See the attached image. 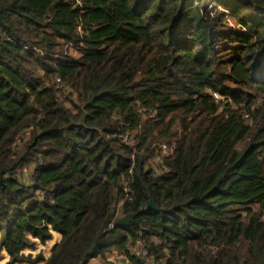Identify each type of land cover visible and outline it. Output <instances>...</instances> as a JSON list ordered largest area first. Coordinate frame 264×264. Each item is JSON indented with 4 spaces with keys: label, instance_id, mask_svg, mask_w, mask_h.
Returning <instances> with one entry per match:
<instances>
[{
    "label": "trees",
    "instance_id": "16d2710c",
    "mask_svg": "<svg viewBox=\"0 0 264 264\" xmlns=\"http://www.w3.org/2000/svg\"><path fill=\"white\" fill-rule=\"evenodd\" d=\"M51 230L45 264H264V0H0L8 264Z\"/></svg>",
    "mask_w": 264,
    "mask_h": 264
},
{
    "label": "built area",
    "instance_id": "2783aa9c",
    "mask_svg": "<svg viewBox=\"0 0 264 264\" xmlns=\"http://www.w3.org/2000/svg\"><path fill=\"white\" fill-rule=\"evenodd\" d=\"M56 86L58 88L61 87L58 79L56 80ZM212 97L216 103L222 104L221 108L224 107V104L230 102L229 99H226V97L219 96V94H217V93H212ZM142 111H144V109H142ZM150 117H152V115H150ZM244 118L248 119L249 116L247 114H245ZM31 129H32V127L26 128V130L23 131L22 134H20L16 138L14 145L20 146L22 144V142L24 140H26V138L30 134ZM121 139H122V142L124 144H126L128 147L131 148L132 153H135V149L137 147V142H134L128 133H124L121 136ZM175 148H176L175 142H170V143L163 142L158 146L155 157L150 161V163L152 164L150 167L151 176H154V175L161 173L160 171H165V172L167 171L166 166L161 164V159L162 158H168L172 154V152L174 151ZM129 173H131V171H129ZM123 192L127 196L128 188L126 185L123 187ZM127 198H128V196H127ZM132 253L133 254L136 253V254H138L139 257L145 258V260H146L145 264H159L154 260V258H152L150 256L149 250L144 245V241L142 239V233L141 232L138 233V237L135 240L134 250L132 251ZM118 255L120 258L125 259V256H123L122 254H118Z\"/></svg>",
    "mask_w": 264,
    "mask_h": 264
},
{
    "label": "crops",
    "instance_id": "0c3cea01",
    "mask_svg": "<svg viewBox=\"0 0 264 264\" xmlns=\"http://www.w3.org/2000/svg\"><path fill=\"white\" fill-rule=\"evenodd\" d=\"M52 239H53L54 242H52L51 244L48 243L50 240H48L45 244H41L37 239H32L34 241V243H35V246H34V248L32 250H35V248H36V250H35V254H32V253L30 254L31 257L35 258L37 255L41 254L42 257H43V260L40 261V262H43V264H45L46 260L50 256L51 247L54 244L60 242V240L62 239V235L60 233L58 234V233H55V232L52 231L51 232V240ZM44 247L48 248V252H49L48 256H45V252H44V249H43ZM4 254H5V256H4ZM107 260L115 262L116 264H129V262L126 261V259L120 258L118 253H116V252H112L111 254H109L108 257H107ZM8 261H9V256L7 255L5 250H0V264H8ZM16 264H30V263H16ZM87 264H101V260L98 259V258H94V259H91Z\"/></svg>",
    "mask_w": 264,
    "mask_h": 264
},
{
    "label": "water",
    "instance_id": "95a60500",
    "mask_svg": "<svg viewBox=\"0 0 264 264\" xmlns=\"http://www.w3.org/2000/svg\"><path fill=\"white\" fill-rule=\"evenodd\" d=\"M149 209L157 210V211L159 210L157 208V206L152 201H150L146 206V210H149ZM135 216H136V214H127V215L123 216L122 218H119L113 224V228H123V227L129 226ZM133 255L135 256V258L138 261L145 264V262H146L145 258L139 257L138 254H136V253H134Z\"/></svg>",
    "mask_w": 264,
    "mask_h": 264
},
{
    "label": "rangeland",
    "instance_id": "374dc122",
    "mask_svg": "<svg viewBox=\"0 0 264 264\" xmlns=\"http://www.w3.org/2000/svg\"><path fill=\"white\" fill-rule=\"evenodd\" d=\"M231 25V24H230ZM151 163H150V167H151ZM53 241V239L52 240H50L48 243L49 244H51V242ZM44 249V252H45V256H47L48 255V253H47V251H48V248L47 247H44L43 248ZM35 250H36V248H35ZM35 250H32V249H26V250H24L23 251V254H25V255H28V254H35ZM42 252V251H41ZM4 256H5V254H4ZM40 264H43V262L42 263H40Z\"/></svg>",
    "mask_w": 264,
    "mask_h": 264
}]
</instances>
